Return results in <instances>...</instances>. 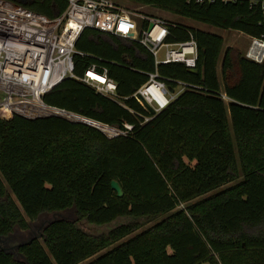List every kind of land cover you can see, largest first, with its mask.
<instances>
[{
    "label": "trees",
    "instance_id": "1",
    "mask_svg": "<svg viewBox=\"0 0 264 264\" xmlns=\"http://www.w3.org/2000/svg\"><path fill=\"white\" fill-rule=\"evenodd\" d=\"M14 1L49 17L68 2ZM130 1L264 35L258 1ZM164 20L166 39L193 36L196 71L181 61L154 64L140 42L86 26L74 44L73 70L105 65L123 104L74 77L42 94L50 106L122 133L108 137L59 115L0 117V237L31 229L44 213L75 215L48 219L16 254L1 245L0 264H264V58L231 46L220 53V34ZM150 70L172 87L187 85L153 113L131 95ZM117 218L97 233L79 224Z\"/></svg>",
    "mask_w": 264,
    "mask_h": 264
},
{
    "label": "built area",
    "instance_id": "2",
    "mask_svg": "<svg viewBox=\"0 0 264 264\" xmlns=\"http://www.w3.org/2000/svg\"><path fill=\"white\" fill-rule=\"evenodd\" d=\"M250 1L259 2L264 20V0ZM86 26L140 42L151 52L154 64L181 61L194 66L193 36L166 39V21L157 15L137 13L112 0H68L59 15L49 17L14 0H0V110L6 117L13 113L36 116L51 111L42 94L64 77L84 81L123 104L116 92V81L108 75L105 65L93 62L82 74L73 70L74 44ZM243 54L261 61L264 35L248 36ZM175 86L169 91L157 71L150 70L131 95L145 109L157 111L187 85L178 80Z\"/></svg>",
    "mask_w": 264,
    "mask_h": 264
},
{
    "label": "rangeland",
    "instance_id": "3",
    "mask_svg": "<svg viewBox=\"0 0 264 264\" xmlns=\"http://www.w3.org/2000/svg\"><path fill=\"white\" fill-rule=\"evenodd\" d=\"M112 1L120 4L121 6L127 8L129 10L135 11L137 13L142 12L145 14L157 15L161 18H165L168 20H176V21H180L183 23H189L191 25L202 27V28L208 29L209 31L218 33L222 36V40H223L220 53L222 52V49L225 46L235 47L238 50L243 52L247 43H248V36L245 35L244 33L240 32V31H237L234 29H223V28L208 25V24L196 21V20H191L188 18L180 17V16H178V15H176V14H174L168 10L161 9V8H158V7L152 6L150 4H146V3H134L130 0H112ZM159 55H161V51L159 52ZM217 66H218V62H217ZM218 72L219 71L217 69V75H218ZM174 90L177 91L178 86H175ZM229 183L230 182L222 183L219 187H223ZM195 198L196 197L189 199L188 202L194 200ZM179 206H182V203H180ZM58 216H65V217L73 218L75 215L72 211H57V212L44 213L36 221L33 222V227L31 229H29V230H17V231H15V234H13V236L15 237V239L13 241L1 243V244L5 247L10 246V248H8V249L12 250V252L14 254H16V250H15V247L13 246V244L15 245L17 243V241L26 239L27 237H29L33 234H39L40 230H41V226L43 225V223H45L48 219L58 217ZM121 220H122V218H117V219H114L108 223H102V224H94V223H89L86 220H81V221H79V224L83 228L97 233V232H101V231H107L110 227L115 226ZM17 256H19V255L17 254Z\"/></svg>",
    "mask_w": 264,
    "mask_h": 264
},
{
    "label": "water",
    "instance_id": "4",
    "mask_svg": "<svg viewBox=\"0 0 264 264\" xmlns=\"http://www.w3.org/2000/svg\"><path fill=\"white\" fill-rule=\"evenodd\" d=\"M187 68L191 71L197 70L195 66H187ZM166 88L169 91H172V86L170 84H166ZM51 107H52L51 111H49L45 114H42V115H59V116H62L68 120H71V121L87 123V124H90V125L97 127L102 132H104L108 137H111V136H114L116 134L123 132L122 130H120L116 127H113V126H111L107 123H104L102 121H99L97 119L85 116L83 114H80V113H77L74 111H70V110H66L64 108H59V107H54V106H51ZM148 108H149V111L151 113L154 112L153 108H151V107H148ZM42 115H36V116H42ZM36 116H27V117H36ZM0 117L8 118V117H6L4 112H2V110H0ZM99 125H105L108 128L112 129V131L108 132V131L104 130L102 127H100ZM110 185L116 191V194L118 196L122 195L123 189H122V186L120 185V183L118 182V180H116L114 178L111 179ZM7 236H9V235H5V236L0 237V240H2L3 238H6ZM21 242H23V240L19 241L18 243H16L13 246L16 248ZM2 248L5 250L7 249V247H5V246H2Z\"/></svg>",
    "mask_w": 264,
    "mask_h": 264
},
{
    "label": "flooded vegetation",
    "instance_id": "5",
    "mask_svg": "<svg viewBox=\"0 0 264 264\" xmlns=\"http://www.w3.org/2000/svg\"><path fill=\"white\" fill-rule=\"evenodd\" d=\"M15 239V237L12 235H9V236H7L6 238H3L2 240H0V246L2 245L1 243H6V242H11V241H13ZM14 245V244H13ZM3 246V245H2ZM12 247V246H11ZM7 248H10V246L9 247H7Z\"/></svg>",
    "mask_w": 264,
    "mask_h": 264
},
{
    "label": "bare ground",
    "instance_id": "6",
    "mask_svg": "<svg viewBox=\"0 0 264 264\" xmlns=\"http://www.w3.org/2000/svg\"><path fill=\"white\" fill-rule=\"evenodd\" d=\"M99 126L102 127L104 130H106V131H108V132L112 131V129L108 128V127L105 126V125H99Z\"/></svg>",
    "mask_w": 264,
    "mask_h": 264
},
{
    "label": "crops",
    "instance_id": "7",
    "mask_svg": "<svg viewBox=\"0 0 264 264\" xmlns=\"http://www.w3.org/2000/svg\"><path fill=\"white\" fill-rule=\"evenodd\" d=\"M217 69H218V66H217Z\"/></svg>",
    "mask_w": 264,
    "mask_h": 264
}]
</instances>
